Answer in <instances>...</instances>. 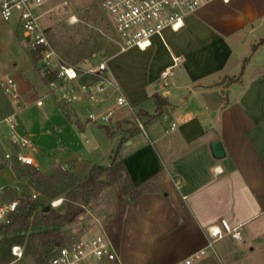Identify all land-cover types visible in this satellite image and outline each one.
I'll list each match as a JSON object with an SVG mask.
<instances>
[{
	"label": "crops",
	"instance_id": "obj_1",
	"mask_svg": "<svg viewBox=\"0 0 264 264\" xmlns=\"http://www.w3.org/2000/svg\"><path fill=\"white\" fill-rule=\"evenodd\" d=\"M1 3L0 38L25 40L16 19H3ZM106 58L133 107L116 110L133 117L121 113L106 125L107 136L115 132L114 156L133 183L154 178L152 191L133 200L121 194L99 226L120 264H177L202 249L192 264H264V0H213L147 48ZM168 66L175 76L164 82ZM2 83L0 119L11 115ZM155 95L167 103L159 107ZM115 98L110 89L90 111ZM125 121L135 124L132 132ZM214 140L225 151L220 159ZM222 220L240 225L243 239L226 233L208 246V227Z\"/></svg>",
	"mask_w": 264,
	"mask_h": 264
},
{
	"label": "rangeland",
	"instance_id": "obj_2",
	"mask_svg": "<svg viewBox=\"0 0 264 264\" xmlns=\"http://www.w3.org/2000/svg\"><path fill=\"white\" fill-rule=\"evenodd\" d=\"M59 1L55 0L56 3ZM72 13L77 14L78 21H70ZM42 23L49 27L53 47L70 64H80L87 57L98 61L115 54L119 49L116 28L96 0H72L69 11L45 15ZM102 50H105L103 54ZM43 76L40 55L28 51L26 40L22 37L11 40L7 36L0 38V83L13 78L23 99L20 103L23 105L10 97L8 103H2L11 108L10 113L17 121L18 130L31 137V155L38 162L35 166L47 175H51L56 168H61L86 177L94 165H109L117 146L114 145V139L107 136L105 125L89 121V111L94 109L93 101L76 100L72 104H64L60 101L64 91L59 84L50 86L44 82ZM171 87L172 85L165 84L161 88L164 90ZM38 98L43 101L41 105L36 103ZM61 106L73 115L72 119L68 118ZM121 113L133 117L125 107L115 112L110 124H114ZM6 149L9 146H3L0 142L1 198L9 201L27 191L41 196L29 179L19 178V172L14 169L18 164L9 165L4 162ZM63 186L60 183L57 187L62 189ZM47 187L44 186V189ZM121 194L123 195L121 183L104 187L84 205V211L74 222L62 227L65 240L70 242L77 236L104 234L99 226L114 210ZM45 198L51 199V202L60 200L62 203L66 199V192H61L54 198ZM34 231L35 229L29 228L27 236ZM17 264H33V258L24 255Z\"/></svg>",
	"mask_w": 264,
	"mask_h": 264
},
{
	"label": "built area",
	"instance_id": "obj_3",
	"mask_svg": "<svg viewBox=\"0 0 264 264\" xmlns=\"http://www.w3.org/2000/svg\"><path fill=\"white\" fill-rule=\"evenodd\" d=\"M213 0H96L99 7L110 16L118 33V52L131 47L147 48L154 36H163L166 29L179 30L187 17L199 8ZM229 2L230 0H223ZM72 0H2L1 14L5 21L16 19L19 28L32 52L40 55L41 68L44 75L56 74L49 84L58 83L64 91L60 101L72 104L90 98L97 104L106 100V94L112 89L116 93L115 104L102 110L90 111L89 121L97 124L110 125L111 119L118 108L128 106L133 110L127 96L119 83L111 77L108 58L96 61L93 57L85 58L80 64H70L52 45L49 38V27L42 23V18L53 12L69 11ZM70 21H78L75 13L70 14ZM175 76L174 66H168L160 73L161 80L168 82ZM4 92L14 102L20 104L22 97L13 78L3 81ZM43 103L41 98L36 100ZM20 105H23L20 104ZM137 125L145 130L139 116H135ZM175 123L172 127H175ZM3 138L10 149L6 150L3 160L6 164L37 165L31 155L33 142L29 135L18 130V124L13 115L0 119V139ZM179 183V181H177ZM0 188V223L8 222L10 215L19 205L18 198L5 201L1 198ZM39 197L34 193L33 198ZM60 200L52 201V206H58ZM209 243L223 237L226 233L236 240H242L240 225L232 226L227 220L221 221V226L208 227ZM24 247L20 244L12 246L13 259L0 264H17L24 257ZM205 249L200 250L177 264H192L194 258L201 256ZM47 264H120L117 252L111 240L105 234L89 237L77 236L70 242L55 248Z\"/></svg>",
	"mask_w": 264,
	"mask_h": 264
},
{
	"label": "trees",
	"instance_id": "obj_4",
	"mask_svg": "<svg viewBox=\"0 0 264 264\" xmlns=\"http://www.w3.org/2000/svg\"><path fill=\"white\" fill-rule=\"evenodd\" d=\"M33 54L37 55L36 52ZM55 78L56 74L43 76L45 83H50ZM155 99L159 107L167 103L159 95H155ZM61 108L72 119V114L66 108ZM123 123H130L131 132L135 129L134 123ZM109 135L114 137L115 132H110ZM14 169L19 172L20 179H29L41 196L33 198V193L27 191L18 197V208L10 215V220L0 223V262L11 261L12 246L20 244L24 246L25 255L33 258V264H47L51 252L67 242L62 227L74 222L84 211V205L106 186L121 183L123 195L131 200L154 189V178L133 183L117 154L110 165H94L86 177L61 168H56L51 175L42 173L34 165L18 164ZM60 183L64 184L62 189L57 187ZM46 185L48 187L44 189ZM61 192H66V199L58 206H52L51 199L45 198H54ZM29 228L35 231L27 236Z\"/></svg>",
	"mask_w": 264,
	"mask_h": 264
},
{
	"label": "water",
	"instance_id": "obj_5",
	"mask_svg": "<svg viewBox=\"0 0 264 264\" xmlns=\"http://www.w3.org/2000/svg\"><path fill=\"white\" fill-rule=\"evenodd\" d=\"M105 52V50H102V54ZM211 151L215 158L220 159L225 156V151L223 148V145L220 140H214L211 143Z\"/></svg>",
	"mask_w": 264,
	"mask_h": 264
}]
</instances>
